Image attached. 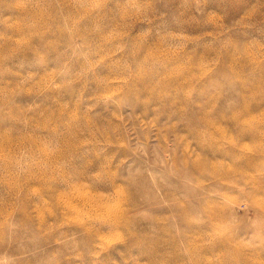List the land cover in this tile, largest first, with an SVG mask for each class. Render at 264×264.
<instances>
[{
  "label": "rangeland",
  "instance_id": "374dc122",
  "mask_svg": "<svg viewBox=\"0 0 264 264\" xmlns=\"http://www.w3.org/2000/svg\"><path fill=\"white\" fill-rule=\"evenodd\" d=\"M0 264H264V0H0Z\"/></svg>",
  "mask_w": 264,
  "mask_h": 264
},
{
  "label": "bare ground",
  "instance_id": "6f19581e",
  "mask_svg": "<svg viewBox=\"0 0 264 264\" xmlns=\"http://www.w3.org/2000/svg\"><path fill=\"white\" fill-rule=\"evenodd\" d=\"M90 202V201H89ZM90 205V204H89ZM103 208V207H102ZM105 208V207H104Z\"/></svg>",
  "mask_w": 264,
  "mask_h": 264
}]
</instances>
